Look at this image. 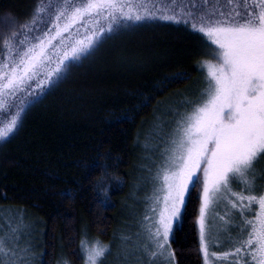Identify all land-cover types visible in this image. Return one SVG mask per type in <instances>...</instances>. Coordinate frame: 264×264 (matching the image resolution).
Listing matches in <instances>:
<instances>
[{"label":"trees","instance_id":"1","mask_svg":"<svg viewBox=\"0 0 264 264\" xmlns=\"http://www.w3.org/2000/svg\"><path fill=\"white\" fill-rule=\"evenodd\" d=\"M45 1L0 0V49ZM101 36L28 103L14 133L0 139V210L32 218L36 264H82L83 237L114 235L133 204L127 200L138 181V136L159 104L199 78L213 47L190 25L155 17ZM100 189H107L106 202ZM186 198L171 249L175 264H203L196 184Z\"/></svg>","mask_w":264,"mask_h":264},{"label":"snow or ice","instance_id":"2","mask_svg":"<svg viewBox=\"0 0 264 264\" xmlns=\"http://www.w3.org/2000/svg\"><path fill=\"white\" fill-rule=\"evenodd\" d=\"M225 6L227 10H220ZM140 7L142 5L134 4L133 0H58L55 6L51 0L48 4L38 3L32 17L19 24L17 31L10 34L11 38L3 40L0 109L5 99L15 97L23 88L30 90L58 78L72 62L65 63L67 57L77 59L87 54L97 46V41L102 42L101 33L118 31L121 25L153 15L151 12L141 14ZM165 18L183 20L191 29L202 33L215 45L210 55L216 59L202 61L207 71L206 86L197 98L185 100L189 108L178 114L169 138L170 147L156 172L159 184L151 206L153 219L144 217L147 221L145 243L138 247L145 252L150 249L151 256L170 252L169 234L174 222L182 217L190 182L199 184L198 170H202L204 194L198 220L205 264H209V240L206 239L204 212L209 195L221 193L233 197L229 203L239 219L234 218L229 224L239 230L241 238H233L236 246L228 252L211 255L233 254L236 264H264V169L257 172L254 167L264 159V0H225L224 4L215 0V6L212 0L199 3L188 0L187 4L181 0L180 7ZM46 19L51 20L48 29L55 26V32L44 31L40 37L31 39L23 34L38 30ZM89 20L95 23L87 37L73 42L55 64L46 63L50 57L45 50L52 40L77 21ZM7 22L14 23L10 16ZM18 35L20 39L14 44L13 39ZM20 112L21 108L17 107L11 120L0 125V139L14 133ZM83 166L89 167V164ZM233 180L244 186L243 191L232 192ZM100 191L103 193L101 202H106L107 189ZM72 194L71 191L67 193ZM254 204L258 205L254 208L255 215L245 216L246 212L253 211ZM10 231L12 235L0 230V255L5 257L0 264H30L31 243L19 247V228L13 227ZM13 239L17 243L8 247ZM81 248L85 264H103V258L111 250L110 245L84 240Z\"/></svg>","mask_w":264,"mask_h":264},{"label":"rangeland","instance_id":"3","mask_svg":"<svg viewBox=\"0 0 264 264\" xmlns=\"http://www.w3.org/2000/svg\"><path fill=\"white\" fill-rule=\"evenodd\" d=\"M58 0H51L53 6L56 5ZM62 2V0H60ZM71 2V0H69ZM197 2H202V0H197ZM215 6V0H212ZM220 4H224L225 0H219ZM49 0H46L44 4H48ZM134 4L142 5L139 8L141 14L145 12H151L153 15L145 17H155L164 20L165 16H170L175 8L180 7L181 0H133ZM182 3L187 4L188 0H182ZM158 6V7H157ZM220 10H227L226 6ZM142 18V19H143ZM175 21V20H172ZM183 22V20H180ZM63 25V21H60ZM94 21H77L75 25L67 31L62 32L59 36H56L52 43L48 45L45 50L50 57V61L46 63L55 64L59 56L64 55V51L70 48L72 43L79 40L80 38H86L88 32L93 29ZM51 24L50 19H46L45 23L40 24L38 30L33 29L29 32L23 33L28 35L29 38L40 37L44 31L55 32V26L48 29L47 25ZM103 26V25H101ZM32 26L30 25V28ZM99 31V28H96ZM16 32V31H15ZM107 32V30L105 31ZM102 35V33H101ZM5 38H11L10 34ZM20 39L18 35L13 39L15 44ZM32 42H35L33 40ZM212 43V42H211ZM215 47L213 45L212 49ZM3 49V44L2 48ZM10 55H15V53H10ZM214 55H210L206 60H215ZM74 60L71 56L67 57L65 63ZM201 68L203 70L202 74L197 80L191 83L186 88L177 92L175 95L167 97L155 111V114L149 119L144 128L142 129L139 138V163L137 167L138 179L137 183L140 182L139 188L136 184L132 185V191L130 200L127 202V211L124 214V222L120 224L114 235L110 236L108 239H103L99 236H89L83 237L79 242L80 252L82 253V264H85L83 250L81 248V241L84 240L86 243H91L93 241H99L102 244L110 245L111 250L107 252L106 256L103 258V264H175L173 251L171 249L170 241L172 238V232L169 234L168 244L170 246V252L166 251L162 256L156 255L151 256L149 252L143 251L138 245H144L145 243V229L147 227V221L144 217H148L149 220L153 219L151 214V206L153 203L154 196L156 195L155 188L159 184L156 179V172L159 167L162 166L163 160L165 158V153L170 147V136L174 130L176 119L178 114L189 108V105L184 103L185 100H194L197 98L200 90L206 86V68L201 63ZM40 75L43 76V73ZM56 78H54L50 83L46 82L39 87H34L28 90L26 87L21 91L17 92L15 97H8L4 100V107L0 109V125L7 123L11 120L12 115L15 113L17 107L21 108L19 117L22 115L25 107L28 103L41 94V88L44 90L49 84H51ZM36 84L39 81L33 77ZM18 117V118H19ZM257 172L264 169V159L259 160L255 165ZM201 176V182L196 184L198 187V192L200 196L199 209L196 219V227L198 236H200L199 231V220L200 217V206L202 203L203 196V182H202V170H198ZM193 184L190 182L191 188ZM243 185L239 183L238 180H233L231 182L232 192L243 191ZM140 190V192L137 191ZM189 190L185 193L186 197ZM260 189H258L259 191ZM226 197V198H225ZM233 197L227 193H221L218 196L209 195V204L205 208L204 219L207 230L206 239L209 240V264H236V257L233 254L228 256H217L213 257L211 253H224L228 252L231 248L235 247L236 244L233 242V238L239 239L238 229L230 226L229 221L232 219H239L234 216V211L231 208L229 201ZM184 206V205H183ZM182 206V210H183ZM258 205H253V211L251 213L246 212L247 215H255L254 208ZM22 217V220H21ZM127 217V218H126ZM180 219L174 222V227ZM16 227L20 231L19 247H24L25 244L31 243L30 249V264H36L35 260V249L34 242L37 237V230L35 225L32 223V218L24 212H16L12 210H0V230L8 232L12 235L10 229ZM174 230V228H173ZM246 235V233L244 234ZM17 241L13 239L7 246L12 247ZM127 254V255H125ZM202 262L205 264L204 253L201 250ZM5 259L3 255H0V261ZM64 260L59 264H64ZM22 264V262H21Z\"/></svg>","mask_w":264,"mask_h":264}]
</instances>
